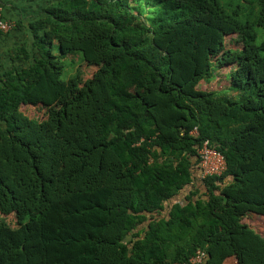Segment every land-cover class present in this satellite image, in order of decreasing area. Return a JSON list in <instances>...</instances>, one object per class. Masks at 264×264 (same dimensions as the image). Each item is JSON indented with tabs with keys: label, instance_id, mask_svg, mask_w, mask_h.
Listing matches in <instances>:
<instances>
[{
	"label": "trees",
	"instance_id": "obj_1",
	"mask_svg": "<svg viewBox=\"0 0 264 264\" xmlns=\"http://www.w3.org/2000/svg\"><path fill=\"white\" fill-rule=\"evenodd\" d=\"M152 1L147 22L140 0H58L39 57L0 74V195L38 227L0 222V264H264L244 221L264 217V0ZM76 53L98 65L82 85L60 78ZM214 71L237 99L197 89ZM205 140L227 169L201 179Z\"/></svg>",
	"mask_w": 264,
	"mask_h": 264
},
{
	"label": "rangeland",
	"instance_id": "obj_2",
	"mask_svg": "<svg viewBox=\"0 0 264 264\" xmlns=\"http://www.w3.org/2000/svg\"><path fill=\"white\" fill-rule=\"evenodd\" d=\"M131 7H135L134 12L140 11L141 16L145 21L155 15L156 8L158 7L157 1L152 0H140V5L134 2H129ZM223 43L225 44L224 49L228 48H238L241 45V40L238 35H231L224 38ZM55 54H58V50L55 49ZM63 63V69L60 78L68 82L82 85L92 76V73L98 67L97 64L90 65L83 62L80 58V54H68L66 56L60 57ZM228 71V70H227ZM227 71H214L219 77L216 81V75L214 74L211 84V89H214L221 97H231L237 99V93H233L227 88L228 82L225 78ZM51 108L47 107H21V111L31 118L38 120L44 119L50 112ZM0 195V222L7 223L11 227L15 228L24 238H31L35 241L38 238V227L35 220H33L31 213L26 210H18L15 205L8 201V198H2ZM251 227L258 231L264 237V217L255 214H250L244 218ZM225 264H236L234 261H230L228 258Z\"/></svg>",
	"mask_w": 264,
	"mask_h": 264
},
{
	"label": "crops",
	"instance_id": "obj_3",
	"mask_svg": "<svg viewBox=\"0 0 264 264\" xmlns=\"http://www.w3.org/2000/svg\"><path fill=\"white\" fill-rule=\"evenodd\" d=\"M57 1L0 0L1 15L3 19L11 24L9 30L0 32V74L16 64L27 65L39 57L35 38L37 31L34 30L32 24L36 19L44 16L49 5ZM55 49L57 50L56 47ZM215 79L217 81V77ZM215 79L212 78L210 81L200 80L197 89L215 91L211 89V84ZM233 93L235 94V92ZM229 259L236 262L233 257H229ZM223 264H225V261Z\"/></svg>",
	"mask_w": 264,
	"mask_h": 264
},
{
	"label": "built area",
	"instance_id": "obj_4",
	"mask_svg": "<svg viewBox=\"0 0 264 264\" xmlns=\"http://www.w3.org/2000/svg\"><path fill=\"white\" fill-rule=\"evenodd\" d=\"M10 28L11 24L3 19L0 11V32H6ZM191 132L197 133V128L194 127ZM198 157L201 179L211 175H221L227 169L224 155L217 149L213 148L208 140L203 141L201 146L198 148ZM206 257V251L198 248L187 261L176 262L173 264H204Z\"/></svg>",
	"mask_w": 264,
	"mask_h": 264
}]
</instances>
